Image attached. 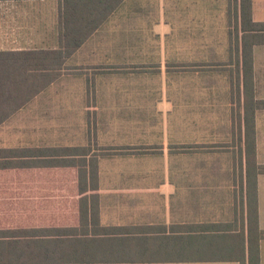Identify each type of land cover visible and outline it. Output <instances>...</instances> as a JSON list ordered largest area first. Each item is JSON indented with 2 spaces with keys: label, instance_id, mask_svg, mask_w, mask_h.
Here are the masks:
<instances>
[{
  "label": "crops",
  "instance_id": "0c3cea01",
  "mask_svg": "<svg viewBox=\"0 0 264 264\" xmlns=\"http://www.w3.org/2000/svg\"><path fill=\"white\" fill-rule=\"evenodd\" d=\"M250 1L243 23L240 0H122L104 17L105 3L0 0V50L88 32L0 123V243L86 237L159 253L0 264H249L250 242L255 259L264 30L251 22L264 26V0ZM258 249L264 264V237Z\"/></svg>",
  "mask_w": 264,
  "mask_h": 264
},
{
  "label": "trees",
  "instance_id": "16d2710c",
  "mask_svg": "<svg viewBox=\"0 0 264 264\" xmlns=\"http://www.w3.org/2000/svg\"><path fill=\"white\" fill-rule=\"evenodd\" d=\"M74 1L89 2L93 6L107 4V7L94 8L96 15L101 13V16L104 17L111 10H114L122 0ZM240 8L242 22L245 23V19L251 21V1L240 0ZM96 25L97 22L94 26ZM242 28H245V25L242 24ZM251 28L256 31L264 30L263 25L252 22ZM87 35L88 32L86 31L75 37L65 36L64 40L59 41V47L56 49L0 50V123L55 79L62 68L64 60L75 51ZM244 58L245 63L250 65L251 53L249 47H244ZM257 170L258 172L264 171V165L259 166ZM81 209L83 210V205H81ZM256 223L255 221V225ZM262 237H264V231L258 229L255 259H253L252 244L250 242L249 264H259L258 242ZM81 238V243H73L71 239L69 241L73 244H62L55 241L43 247L30 246L31 243H26L24 240H9L6 244L0 243V260H27L30 258L97 260L125 255H144V257L151 259L159 255L158 251L156 252L152 247L144 250L137 248L115 249L106 247L103 239ZM175 253L178 258L184 257L183 249L176 250Z\"/></svg>",
  "mask_w": 264,
  "mask_h": 264
},
{
  "label": "rangeland",
  "instance_id": "374dc122",
  "mask_svg": "<svg viewBox=\"0 0 264 264\" xmlns=\"http://www.w3.org/2000/svg\"><path fill=\"white\" fill-rule=\"evenodd\" d=\"M137 1V0H136ZM138 1H145V0H138Z\"/></svg>",
  "mask_w": 264,
  "mask_h": 264
}]
</instances>
